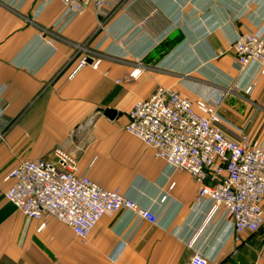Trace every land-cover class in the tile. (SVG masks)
Returning a JSON list of instances; mask_svg holds the SVG:
<instances>
[{
    "label": "crops",
    "instance_id": "obj_1",
    "mask_svg": "<svg viewBox=\"0 0 264 264\" xmlns=\"http://www.w3.org/2000/svg\"><path fill=\"white\" fill-rule=\"evenodd\" d=\"M110 5L104 16L89 7L73 17L56 0H0V124H10L0 139V264H106L111 256L117 264H186L194 251L208 264H264L263 228L236 238L222 213L196 202L188 174L124 131L132 104L163 86L188 99L221 98V129L264 147V73L256 63L240 67L231 48L236 36L264 24V0ZM85 56L99 59L98 68L78 69ZM135 69L141 74L133 79ZM118 125L125 135L99 134ZM59 149L81 174L118 189L156 222L106 215L85 241L54 219L38 230L4 199V177L21 160L53 161Z\"/></svg>",
    "mask_w": 264,
    "mask_h": 264
},
{
    "label": "built area",
    "instance_id": "obj_2",
    "mask_svg": "<svg viewBox=\"0 0 264 264\" xmlns=\"http://www.w3.org/2000/svg\"><path fill=\"white\" fill-rule=\"evenodd\" d=\"M64 15L78 16L89 7L104 16L110 0H56ZM240 67L256 63L264 73V24L235 37L231 44ZM90 60V63L87 62ZM100 60L83 57L78 69ZM139 69L130 73L133 79ZM1 102V100H0ZM222 99L209 102L182 97L171 88L157 86L150 95L135 101L127 112L124 131L152 150L155 158L173 171L188 174L198 185L196 202H209L212 213L230 221L234 236L258 233L264 226V147L246 137L234 139L220 127ZM0 106V122L3 119ZM7 125L0 124L2 129ZM4 198L27 221L47 219L68 227L81 241L106 215L128 212L138 220L156 222V216L118 189H107L78 170L68 152L54 151V160H21L5 175ZM192 248V244H188ZM114 256L106 264H117ZM186 264H208L194 251Z\"/></svg>",
    "mask_w": 264,
    "mask_h": 264
},
{
    "label": "rangeland",
    "instance_id": "obj_3",
    "mask_svg": "<svg viewBox=\"0 0 264 264\" xmlns=\"http://www.w3.org/2000/svg\"><path fill=\"white\" fill-rule=\"evenodd\" d=\"M85 48V47H84ZM86 49V48H85ZM85 51V50H84ZM2 99H1V102H0V106H1V109H2V114H3V108H2ZM10 125V124H9ZM9 125H7L5 128H1L2 130V137H3V135L5 134V132H6V130L8 129V128H10V126ZM81 127H78L77 129H80ZM101 128V129H100ZM99 128V134H112V135H117V136H123V135H125V133H124V131L122 130V125H118V126H114V127H108V129L106 128V127H100ZM106 128V129H105ZM81 129H84V130H86L87 129V131H85V135H88V134H93V131H92V129H93V127H90V128H87V127H82ZM105 129V130H104ZM91 130V131H90ZM104 130V131H103ZM136 140V139H135ZM1 188H2V184H1V180H0V192H2V190H1ZM5 199V198H4ZM17 211V210H16ZM263 228V229H262ZM261 229L264 231V226L262 227ZM263 233V232H262ZM261 233V234H262ZM258 251V252H257ZM256 252L258 253V255H260V257H262L263 256V252L261 251V249L259 248L258 250H257Z\"/></svg>",
    "mask_w": 264,
    "mask_h": 264
},
{
    "label": "water",
    "instance_id": "obj_4",
    "mask_svg": "<svg viewBox=\"0 0 264 264\" xmlns=\"http://www.w3.org/2000/svg\"><path fill=\"white\" fill-rule=\"evenodd\" d=\"M87 62L89 63L90 60H87ZM103 115L109 119H113L116 117L117 112L115 110H112V109H105V110H103Z\"/></svg>",
    "mask_w": 264,
    "mask_h": 264
}]
</instances>
